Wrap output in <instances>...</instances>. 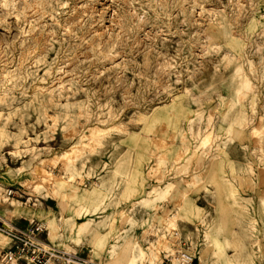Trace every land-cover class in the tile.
Wrapping results in <instances>:
<instances>
[{
  "label": "rangeland",
  "instance_id": "1",
  "mask_svg": "<svg viewBox=\"0 0 264 264\" xmlns=\"http://www.w3.org/2000/svg\"><path fill=\"white\" fill-rule=\"evenodd\" d=\"M0 217L100 264H264V0H0Z\"/></svg>",
  "mask_w": 264,
  "mask_h": 264
},
{
  "label": "built area",
  "instance_id": "2",
  "mask_svg": "<svg viewBox=\"0 0 264 264\" xmlns=\"http://www.w3.org/2000/svg\"><path fill=\"white\" fill-rule=\"evenodd\" d=\"M11 191L8 192V195ZM41 226L18 227L0 217V264H100L90 256L70 251L40 238ZM192 254L181 249L162 258L160 264H192Z\"/></svg>",
  "mask_w": 264,
  "mask_h": 264
},
{
  "label": "bare ground",
  "instance_id": "3",
  "mask_svg": "<svg viewBox=\"0 0 264 264\" xmlns=\"http://www.w3.org/2000/svg\"><path fill=\"white\" fill-rule=\"evenodd\" d=\"M30 4V3H29ZM29 11V10H28ZM75 14V13H74ZM39 22V21H38ZM27 185H30V184H26V186ZM29 187V186H28ZM120 214H118L116 217L117 218H123V217H125L126 216V214H125V211H120L119 212ZM80 224V223H79ZM165 239V238H164ZM156 242V241H155ZM154 245V241H150L149 242V246H153ZM172 252V251H171ZM154 256V254L152 253V254H150V257H153Z\"/></svg>",
  "mask_w": 264,
  "mask_h": 264
}]
</instances>
